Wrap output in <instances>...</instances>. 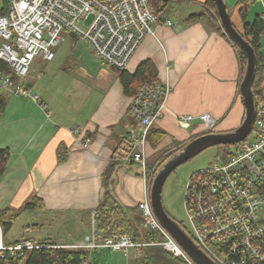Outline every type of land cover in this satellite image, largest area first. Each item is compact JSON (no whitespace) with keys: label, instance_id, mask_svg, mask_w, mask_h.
Masks as SVG:
<instances>
[{"label":"crops","instance_id":"crops-1","mask_svg":"<svg viewBox=\"0 0 264 264\" xmlns=\"http://www.w3.org/2000/svg\"><path fill=\"white\" fill-rule=\"evenodd\" d=\"M205 2L170 0L154 34L144 38L125 69L133 73L141 62L151 60L158 82L170 85L165 111L154 126L163 130L165 137L158 143L148 141L145 150L150 167L162 158L163 146L170 147L166 152L175 150L208 131L200 116L208 114L216 121L210 133L224 134L237 129L244 118L240 94L244 72L238 49L213 18H190L206 13ZM175 3L178 9L173 7ZM225 3L237 30L242 27L238 13L242 7L247 9L248 22L263 13L258 0ZM167 20L170 26L165 25ZM63 36L52 60L34 61L22 82L39 98V104L5 93L0 148H8L10 155L0 178V209L18 208L35 196L44 209L32 211L39 220L25 229L68 228L71 242H61L50 234L36 241L72 245L91 237V215L103 199L102 175L110 162L117 165L108 188L123 207L135 208L143 200L144 180L137 165L114 157L130 129H136L128 114L131 98L123 94L116 71L83 39L69 32ZM261 46L264 58V36ZM187 115L193 119L182 128L177 118ZM85 138L91 142L82 148ZM60 145L66 152L63 163L56 161Z\"/></svg>","mask_w":264,"mask_h":264},{"label":"built area","instance_id":"built-area-1","mask_svg":"<svg viewBox=\"0 0 264 264\" xmlns=\"http://www.w3.org/2000/svg\"><path fill=\"white\" fill-rule=\"evenodd\" d=\"M3 1V0H1ZM263 13L264 0H258ZM0 15V62L13 77L0 72V90L40 103L31 90L22 85L32 63L50 61L53 50L64 40L65 32L83 39L93 53L115 71L125 70L133 54L148 35L154 34L158 18L147 0H7ZM170 26V21H165ZM170 94L168 83L144 85L131 98L128 114L136 129H130L115 160L135 164L144 180V197L138 204L144 227L162 235L160 241L135 242L128 235H105L96 231L97 212L91 215L92 235L72 245L38 242L28 235L5 241L0 227V256L25 259L36 250L87 249L140 252L141 248H162L187 264H194L156 220L150 205L152 174L146 162L147 137L162 118ZM250 134L233 151L217 157L211 169L189 178L185 190L184 211L188 233L216 264H264V98L255 105ZM190 115L177 118L182 128L189 126ZM208 131L216 121L200 116ZM250 136L251 139L249 138ZM91 139H82L86 148Z\"/></svg>","mask_w":264,"mask_h":264},{"label":"trees","instance_id":"trees-1","mask_svg":"<svg viewBox=\"0 0 264 264\" xmlns=\"http://www.w3.org/2000/svg\"><path fill=\"white\" fill-rule=\"evenodd\" d=\"M147 1L152 12L158 18V21H161L165 15L166 7L170 3V0ZM2 3L3 6L0 9V15H4L8 7L7 0H3ZM202 6L206 10V13L193 15L190 18L197 19L200 16L208 15L217 23H219L214 3L211 0H206ZM238 13L242 27L240 30H237L236 28L235 29L250 44L257 57L258 64L252 92L254 93V103L257 105L258 102L264 98V58L261 51V38L264 36V22L261 20V16H257L252 22H248L246 7H242ZM234 46L238 49V55L240 57L243 73L246 65L245 55L236 45ZM0 72L11 76L14 80V83H17L16 78L13 77L10 68L5 63L0 62ZM116 73L118 75L120 82L119 85L122 87L123 94L129 98L134 97L142 86L155 84L158 82V71L151 60H145L141 62L133 73H129L126 70L116 71ZM5 106V99L0 98V117L5 109ZM206 133H210V131L204 132L203 134ZM164 137L165 132L163 130L152 127L148 133L147 141H150L151 143H158ZM226 148L229 147L226 146ZM179 150L180 148L170 151L158 161V164L152 167L147 165L148 173H151V176L153 177L162 164H164ZM65 153L64 146L60 145L56 150L57 163H63L65 161ZM9 155L10 153L8 148H0V178L6 172L9 162ZM116 163L117 162L114 161L110 162L102 175L105 193L103 194L102 201L96 208L98 215L96 231L105 235L122 233L123 235H128L131 237L137 243L149 242L150 239L152 241L162 240L163 237L160 235V233L157 231H150L144 227L143 218L138 206L135 208L123 207L120 203H118V201L115 200L112 193L110 192L108 185L110 183L114 167L117 165ZM196 176H199L197 172L194 173L191 178H195ZM42 209H44L42 201L35 196L30 197L22 206L18 208L0 209V227L3 235L11 229L17 217H19L21 214L24 212L39 211ZM184 229H186L187 232L189 231L188 228L184 227ZM90 253L91 250L87 249L68 248L55 250H36L30 253L25 259L20 260L0 256V264H91L89 261ZM140 254L141 262L139 264H187L182 258L175 257L171 253L159 247L141 248Z\"/></svg>","mask_w":264,"mask_h":264},{"label":"water","instance_id":"water-1","mask_svg":"<svg viewBox=\"0 0 264 264\" xmlns=\"http://www.w3.org/2000/svg\"><path fill=\"white\" fill-rule=\"evenodd\" d=\"M214 3L216 14L221 29L228 39L236 45L245 55L246 65L242 81L240 83V94L244 107V118L240 126L234 131L227 133H206L198 135L189 141L185 146L172 155L157 170L152 177L149 200L152 212L162 226L171 236L181 250L190 257L194 264H216L202 249L196 244L189 233L172 219L165 211L162 203V189L169 175L179 166L185 164L207 148L217 146H234L243 141L252 131L255 119V103L253 84L257 69V57L250 46L233 25L227 11L225 0H211Z\"/></svg>","mask_w":264,"mask_h":264},{"label":"rangeland","instance_id":"rangeland-1","mask_svg":"<svg viewBox=\"0 0 264 264\" xmlns=\"http://www.w3.org/2000/svg\"><path fill=\"white\" fill-rule=\"evenodd\" d=\"M3 3L0 0V9ZM173 7L178 9V4H173ZM182 13H186L184 7L181 8ZM180 9V11H181ZM188 12V11H187ZM5 91L0 90V98L5 99ZM252 136L249 138L251 139ZM217 146L210 147L202 151L200 154L195 156L193 159L189 160L185 164L179 166L172 174H170L164 183L162 189V203L166 213L175 221L179 222L183 227L188 228V223L184 211V197L185 188L189 181V178L196 172L211 169L216 163L217 157L220 154H225L227 151H233V146ZM170 147H162V157L169 153L166 152ZM38 219V214L32 213V211L26 212V214H21L15 220L11 229L4 234L5 241H14V239H19L24 236L25 227L32 226L36 223ZM143 229V228H142ZM143 231V230H142ZM68 228L62 227L57 228L56 226H51L50 228H43L40 230L34 229L31 233L33 239H44L50 234V236L57 237L61 242L68 243L73 239H68L71 234H69ZM92 229L88 230V236H91ZM81 242V241H80ZM89 261L91 264H139L141 262L140 252H134L133 250L128 251V253L122 251H111L106 249H100L91 251L89 254Z\"/></svg>","mask_w":264,"mask_h":264}]
</instances>
